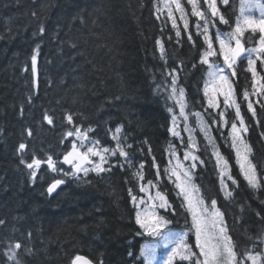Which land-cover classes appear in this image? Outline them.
<instances>
[{
	"label": "trees",
	"instance_id": "trees-1",
	"mask_svg": "<svg viewBox=\"0 0 264 264\" xmlns=\"http://www.w3.org/2000/svg\"><path fill=\"white\" fill-rule=\"evenodd\" d=\"M162 1L0 0V264H14L6 253L16 242L22 245L17 250L22 264H71L76 255L95 264H140L143 237L138 233L142 230L135 222L128 190L140 195L133 165L141 162L146 179L158 183L173 206L174 214L168 212L167 217L178 228L188 227L189 215L178 190L164 174L169 153L174 148L183 150L169 131L177 111L170 98L169 73L185 90L190 114L211 111L204 95L207 67L199 63L206 45L202 28H197L203 22L191 16L187 0H183L187 31L181 18H176L180 37L161 11ZM240 1L229 0L225 6L219 0L229 24L224 27L215 18L211 27L232 28ZM199 3L212 19L203 0ZM158 40L164 45L163 58ZM33 55L37 56V83L31 70ZM260 72L264 76L261 68ZM234 83L252 160L264 176V100L255 106V118L243 99L244 91L252 88L244 62L237 66ZM45 114L54 118L53 125L43 120ZM69 114L82 130L93 129L89 135L102 147H115L111 137L120 127L121 137L133 146L128 149L131 164L112 157L111 171L67 176L51 195L49 184L62 176L43 165L33 181L19 163L17 147L25 142L29 154L41 159L51 155L59 168L71 172L59 163L71 148L72 138L64 135L72 128L66 121ZM227 118L233 119L232 110ZM229 128L230 123L223 129L219 124L214 132L237 180L236 185L229 182L233 196L225 199L212 149L201 137L203 163L195 172V184L206 201L217 200L243 255L263 250L264 186L252 189L242 178L227 138ZM27 130L32 131L31 137ZM27 158L30 161L31 155ZM153 161L159 165L158 179Z\"/></svg>",
	"mask_w": 264,
	"mask_h": 264
},
{
	"label": "snow or ice",
	"instance_id": "snow-or-ice-1",
	"mask_svg": "<svg viewBox=\"0 0 264 264\" xmlns=\"http://www.w3.org/2000/svg\"><path fill=\"white\" fill-rule=\"evenodd\" d=\"M221 2L225 6L229 4V0H221ZM187 3L191 6V16L197 17L203 22L202 25L197 24V28H202L200 34L203 36V41L206 45V50L203 52L199 63L206 65L208 68V80L204 86V95L208 98V108L218 109L220 104L217 97L222 95L224 97V107L234 109V118L231 123L226 118L225 112H220L219 118L225 126H229L230 123V131L227 134V138L230 139V146L235 152L236 164L239 166L244 180L247 181V184L252 189H259L264 184H262L257 174L256 165L250 159L251 147L245 140L248 128L245 124L244 116L241 114L239 103L233 99V88L229 75L231 77L237 76L236 66L241 57H243L247 61V71L251 73L252 77V94L264 93V76H261L257 71V62L264 65V0H241L240 15L235 21V26L228 32H216L214 38L210 27L215 25V18L218 17L221 24H229L228 19L220 13L217 0H203V3L207 5V9L211 13L212 19L201 9L199 0H187ZM173 6L174 11L181 14L180 18L184 22L186 31L189 22L185 17L188 13L181 4V0H166L168 18L172 21L173 29H177L176 36L180 37L181 32L177 26ZM253 11H258L259 16L251 15ZM40 31L43 32L44 29L41 28ZM188 39L191 40L192 37L189 36ZM214 40L218 44V50L214 48ZM156 43L160 46L161 57L163 58L164 45L159 40ZM246 44L252 46L246 47ZM216 57H220L223 63H217L214 59ZM31 70L33 74L36 73V55L31 57ZM169 75L172 76L170 98L175 101L179 108V118H183L185 121V130L190 132L186 145L189 150L183 153V161H191V164L185 166L176 151L172 150L170 156L176 162L172 164V160H169L170 166L164 169V174L169 179L174 178L173 183L175 188L179 190L178 195L183 198L181 206L186 207L187 213L191 216L189 231L194 235L195 243L193 245L189 242V232L173 233L169 231L167 235L162 234L161 230L172 221L159 214L157 210L163 209L167 211L172 208V204L158 183L153 179H146L144 162L133 165L136 167L133 176L139 185V192L144 193L147 199L134 195L131 188L128 190L131 202L137 209L135 222L143 230L142 233L138 234L147 233L148 235L162 238L163 243L160 247L169 249L163 264H177V261L181 262V264L183 262H187V264H249V262L250 264H264V250L255 253L249 250L243 255L237 251L236 243L228 234L223 213L217 207V200L210 199V201H206L205 196L201 194L200 187L193 182L197 162L203 163V161H200V158L195 154L200 149L191 135V129L187 126L188 114L186 112L187 100L185 91L183 88H177V78L172 73H169ZM225 89L227 90L225 91ZM243 99L245 101L249 99L248 91H244ZM247 108L253 116L256 115L251 102L247 104ZM169 111L171 112L172 109L170 108ZM194 115L198 119L200 131L213 149L212 155L216 160L215 166L219 170L221 189L224 190L225 199H228L233 196V192L227 190L228 184L225 178L227 181H231L233 185L237 184V180L231 175L229 161L217 149L214 138L209 136L208 124L200 118V113H195ZM171 119L174 127L169 129V131L173 136L179 137L180 133L175 129L178 120L177 115L173 114ZM43 120L49 125L54 124V118L51 115L45 114ZM66 121L72 128L66 130L64 133L65 138L74 137V140L71 142L70 150L66 151L59 163L69 165L71 172L63 171L59 168L57 166L58 162L51 155H47L46 159H41L35 153L29 154L26 151L28 145L25 142L19 143L17 147V152L20 155L19 163L25 166L30 179L33 181L37 179L38 172L41 171L43 165H46V170L53 173L63 171L64 176L72 175L78 177L81 172L87 175L89 172L100 174L111 171L112 167L115 166V164H110V158L112 157H119L131 164V156L128 149L133 146L130 143H126L121 137L120 133L122 130L120 127L115 128L111 137L115 141V147H101L99 140L90 141L89 133L93 129L82 130L80 126L74 123L71 114L66 116ZM236 121L239 123L237 124ZM27 135L31 137L32 131L27 130ZM86 142H88L89 146H86ZM28 155H31L30 161L27 158ZM106 165L108 167H105ZM153 167L157 170L156 178L158 179L161 175L159 165H156L153 161ZM64 183V179L54 178L47 188L48 193H53ZM141 205L144 207L141 208ZM0 223H3V221H0ZM260 243L264 244V239H261ZM21 247L22 245L19 242L10 245L6 253L7 260L13 261L14 264H22V261L17 258V250ZM194 249H198V252ZM129 255L131 256L133 253L129 252ZM140 257H143L144 264H159L157 245L142 247ZM71 264H93V261L82 255H76ZM99 264H103V261H100Z\"/></svg>",
	"mask_w": 264,
	"mask_h": 264
},
{
	"label": "rangeland",
	"instance_id": "rangeland-1",
	"mask_svg": "<svg viewBox=\"0 0 264 264\" xmlns=\"http://www.w3.org/2000/svg\"><path fill=\"white\" fill-rule=\"evenodd\" d=\"M218 1L219 0H217V6H218ZM181 4L183 5V0H181ZM240 5H241V2H240ZM184 6V5H183ZM161 11L162 12H166L167 13V15H168V9L166 8V0H163L162 1V5H161ZM186 11V10H185ZM190 12H191V6H190ZM173 13H174V16H175V19L176 18H180V16H181V14L179 13V12H175L174 11V6H173ZM247 14V13H246ZM239 15H240V7H239V13H238V17H239ZM251 15H253V16H256V17H258L259 16V12L258 11H253L252 13H251ZM218 18V17H217ZM185 19H187V16L185 17ZM188 20V19H187ZM182 22H183V20H181ZM183 24H184V22H183ZM234 26H235V24H234ZM233 26V27H234ZM232 27V28H233ZM232 28H229L228 30H221L218 26H215L214 28L213 27H210V31H211V33L213 34V38H214V36H215V33L216 32H221V33H224V32H228V31H231L232 30ZM246 35H248V33H246ZM247 46H252V45H247L246 44V47ZM214 48H216L217 50H218V44L215 42V40H214ZM215 60H216V62L217 63H220V64H222L223 63V61H222V59L220 58V57H216V58H214ZM241 61H243V62H245V64H246V66H247V61H246V59H244L243 57H241V59L238 61V63H237V65L241 62ZM258 64H259V62H257V71H258V73H259V70H258ZM237 67V66H236ZM207 73H208V68H207ZM207 73H206V76H205V81H204V86H205V83H206V81L208 80V76H207ZM260 74V73H259ZM250 75H251V73H250ZM229 78H230V82H231V84H232V88H233V99H235L236 100V102L238 103V100H237V96H236V91H235V87H234V82H233V77H231L230 75H229ZM177 86V88H180V86L177 84L176 85ZM227 89H225V91H226ZM253 93V89L251 90V92H249V99L247 100V101H245V104H246V106H247V104L249 103V102H251L252 103V105H253V108L255 109V105L257 104V105H261V101L259 100V95H263V93H260V94H252ZM211 94V93H210ZM185 97H186V94H185ZM208 99V98H207ZM217 99H218V102H219V104H220V107L218 108V109H211V111L210 110H207L205 113H201V112H197V113H200V118H202L207 124H208V134H209V136H211V137H213L214 138V142H215V144H216V147H217V149L220 151V149H219V144H218V140L216 139V137H215V132H214V128L215 127H219V124H220V126L222 127V129L225 127V125L223 124V122L222 121H220V118H219V113L220 112H225V114H227V109L228 108H225L224 107V103H223V101H224V97L222 96V95H220V96H218L217 97ZM240 105V104H239ZM232 111H233V118H234V109L233 108H230ZM186 112H187V114H188V121H187V126H188V128L189 129H191V135H192V137H193V139L196 141V143H197V145H198V147L200 148V144H199V138L198 137H201L204 141H205V143H206V145H208L209 147H210V149H212V147L209 145V143H208V140L205 138V136L203 135V133L200 131V128H199V124H198V119H197V117H196V115H194V114H190L189 112H188V108H186ZM177 114H179V108H178V106H177V111H176V115ZM178 117V120H177V123H176V125H175V129H176V131H178L179 133H180V136L179 137H176L177 139H178V141H179V145L182 147V152H181V150H178L177 148H174L173 150H175L176 151V153H177V155L180 157V159H181V161H183V153L185 152V151H188L189 149H187L186 148V145H187V143H188V139H189V135H190V132L189 131H187V130H185V121L183 120V118H179V116H177ZM226 118H227V115H226ZM233 120V119H232ZM232 120L230 121V123L232 122ZM237 122V124L239 123L238 121H236ZM174 127V125H173V123H172V125H171V128H173ZM229 131H230V129H229ZM89 138H90V141H95V140H93L90 136H89ZM74 140V137H72V141ZM229 141H230V139H229ZM86 146H89L88 145V142H86ZM82 150H86V149H82ZM233 150V149H232ZM212 151H213V149H212ZM233 152H234V150H233ZM220 153H221V151H220ZM198 157H199V154H198V151L195 153ZM234 154H235V152H234ZM169 155H170V153H169ZM200 158V157H199ZM215 158V157H214ZM93 159H96V158H93ZM250 159H251V161H252V158H251V154H250ZM169 160H172V164H175V160L174 159H172V157L171 156H169ZM201 161V160H200ZM216 161V160H215ZM184 162V164H185V166H188V165H190L191 164V161H183ZM199 162V161H198ZM198 162H197V166H198ZM170 165H168V167H169ZM196 169H197V167H196ZM195 169V170H196ZM195 170H194V179H195ZM219 171V170H218ZM257 174H258V172H257ZM258 176H259V178H260V175L258 174ZM173 179L174 178H172V179H170L171 181H173ZM219 179H220V176H219ZM225 180H226V183L228 184L229 183V181H227V179L225 178ZM260 180H261V178H260ZM194 183H195V181H193ZM263 182H264V178H263ZM262 182V183H263ZM227 190H229V184H228V189ZM153 193H154V190H153ZM143 194V193H142ZM140 197H144L145 199H147V197H145V196H140ZM183 199V198H182ZM144 206L143 205H141V208H143ZM218 207V206H217ZM219 208V207H218ZM137 210V209H136ZM220 210V209H219ZM158 212H159V214H161L162 215V211H165V210H163V209H158L157 210ZM221 211V210H220ZM190 216V215H189ZM224 216V215H223ZM189 219H190V225H189V229H190V227H191V216L189 217ZM225 221V220H224ZM226 224V223H225ZM227 226V225H226ZM189 229H185V230H182V229H178L176 226H174L173 228L171 227V225L170 224H168L165 228H163L162 230H161V232H162V234L163 235H167L168 234V232L169 231H171V232H173V233H178V232H181V231H187V232H190L189 231ZM192 233V232H191ZM146 234V236L148 237V239H147V241H144V243L142 244V247H144V246H151V245H157V256H158V261H159V264H163V261H164V258L166 257V255H167V252L169 251V249H164V248H162V247H160V245H162V243H163V240H162V238L161 237H157V236H151V235H148L147 233H145ZM228 234H229V232H228ZM230 235V234H229ZM192 238H193V240H194V235L192 234ZM195 241V240H194ZM141 247V248H142ZM263 250H264V246H263ZM197 251H198V249H197ZM255 252H261V251H253V253H255ZM139 259L140 260H142V263L144 264V261H143V257H139ZM249 264H250V262H249Z\"/></svg>",
	"mask_w": 264,
	"mask_h": 264
},
{
	"label": "water",
	"instance_id": "water-1",
	"mask_svg": "<svg viewBox=\"0 0 264 264\" xmlns=\"http://www.w3.org/2000/svg\"><path fill=\"white\" fill-rule=\"evenodd\" d=\"M37 71H38V68H37V70H36V73H35V79H36V83H37V76H38V74H37ZM56 191H57V189L52 193V194H55L56 193ZM89 259V258H88ZM94 264V263H93Z\"/></svg>",
	"mask_w": 264,
	"mask_h": 264
}]
</instances>
